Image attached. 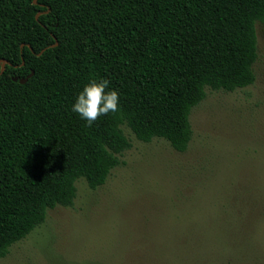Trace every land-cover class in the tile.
Segmentation results:
<instances>
[{
	"label": "trees",
	"instance_id": "16d2710c",
	"mask_svg": "<svg viewBox=\"0 0 264 264\" xmlns=\"http://www.w3.org/2000/svg\"><path fill=\"white\" fill-rule=\"evenodd\" d=\"M259 22L264 0H0V259L124 163V125L186 151L207 88L256 81ZM93 80L119 110L89 126L72 106Z\"/></svg>",
	"mask_w": 264,
	"mask_h": 264
},
{
	"label": "rangeland",
	"instance_id": "374dc122",
	"mask_svg": "<svg viewBox=\"0 0 264 264\" xmlns=\"http://www.w3.org/2000/svg\"><path fill=\"white\" fill-rule=\"evenodd\" d=\"M254 84L211 90L193 108L184 152L132 147L106 182H76L74 205L50 209L0 264H264V22Z\"/></svg>",
	"mask_w": 264,
	"mask_h": 264
},
{
	"label": "clouds",
	"instance_id": "9594fccd",
	"mask_svg": "<svg viewBox=\"0 0 264 264\" xmlns=\"http://www.w3.org/2000/svg\"><path fill=\"white\" fill-rule=\"evenodd\" d=\"M109 83L108 80L91 81L72 106V111L85 119L89 126L101 116L119 110V93L116 90L106 92Z\"/></svg>",
	"mask_w": 264,
	"mask_h": 264
},
{
	"label": "water",
	"instance_id": "95a60500",
	"mask_svg": "<svg viewBox=\"0 0 264 264\" xmlns=\"http://www.w3.org/2000/svg\"><path fill=\"white\" fill-rule=\"evenodd\" d=\"M35 2H36V0H35ZM6 61H7V60H4V62H6ZM3 71H4V65L2 66V68H1V70H0V74H2ZM32 73H33V72H32ZM32 73H31L30 75H28V77L31 76ZM28 77L20 78V79H19L18 76H15V77H13V79H14V80H18V79H19L21 83H25V82L27 81Z\"/></svg>",
	"mask_w": 264,
	"mask_h": 264
}]
</instances>
